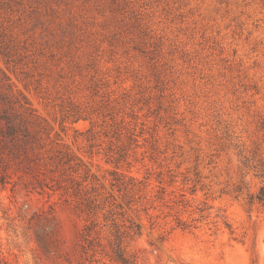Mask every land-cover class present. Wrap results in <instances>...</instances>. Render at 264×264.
Returning a JSON list of instances; mask_svg holds the SVG:
<instances>
[{"label":"rangeland","instance_id":"1","mask_svg":"<svg viewBox=\"0 0 264 264\" xmlns=\"http://www.w3.org/2000/svg\"><path fill=\"white\" fill-rule=\"evenodd\" d=\"M3 74L118 206V229L140 225L137 264H264V203H249L264 182V0H0ZM114 170L146 181L142 197L129 204ZM65 199L0 185V258L88 264L95 216ZM107 252L97 264H119Z\"/></svg>","mask_w":264,"mask_h":264},{"label":"trees","instance_id":"2","mask_svg":"<svg viewBox=\"0 0 264 264\" xmlns=\"http://www.w3.org/2000/svg\"><path fill=\"white\" fill-rule=\"evenodd\" d=\"M87 132L93 139L96 134L94 126ZM111 175L112 186L122 192L124 198H130L129 204L134 202L135 196L142 197L146 181L119 173L118 170H114ZM89 177L79 158L52 135V129L45 120L20 92L13 90L7 76L3 74L0 77V185L16 186L19 181H25L32 191L43 193L48 188L72 202L80 214L95 216L93 225L87 226L83 235L88 244L86 252L93 250L87 259L88 264L100 261L95 258L99 247L102 250L107 248V255L119 264H137L128 246L129 238L140 234V225L130 222L125 226L126 230L121 232L115 216L118 206L103 196ZM242 189L239 186L238 191L242 192ZM255 202L264 203V182L258 192L249 194V203ZM100 213L104 215L105 224L94 230L93 227L100 224ZM109 220L113 231L104 237L107 244L103 245L102 233L106 231ZM0 264L7 263L0 258Z\"/></svg>","mask_w":264,"mask_h":264}]
</instances>
